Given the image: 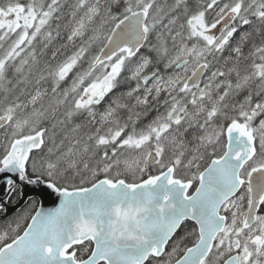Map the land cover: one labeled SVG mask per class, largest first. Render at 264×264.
Wrapping results in <instances>:
<instances>
[{
    "label": "snow or ice",
    "instance_id": "6c2138e0",
    "mask_svg": "<svg viewBox=\"0 0 264 264\" xmlns=\"http://www.w3.org/2000/svg\"><path fill=\"white\" fill-rule=\"evenodd\" d=\"M0 264H264V0H0Z\"/></svg>",
    "mask_w": 264,
    "mask_h": 264
}]
</instances>
